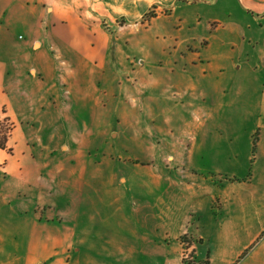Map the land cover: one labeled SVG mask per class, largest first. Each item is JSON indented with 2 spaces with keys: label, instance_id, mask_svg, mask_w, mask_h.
<instances>
[{
  "label": "rangeland",
  "instance_id": "374dc122",
  "mask_svg": "<svg viewBox=\"0 0 264 264\" xmlns=\"http://www.w3.org/2000/svg\"><path fill=\"white\" fill-rule=\"evenodd\" d=\"M39 1L0 0V141L6 149L0 147L1 183L9 161L32 163L38 169L33 176L40 178L44 164L79 152L74 172L80 181L65 170L64 183L81 199L75 209L80 238L74 253L80 264H124L119 250L126 236L134 237L136 250L145 237L169 243L166 231L147 234L152 216L171 211L177 222L178 215L192 212L193 220L206 211L201 198L209 196L223 200L214 199L209 211L218 212L219 224L231 227L230 216L247 223L228 251L230 261H263L264 217L253 210L264 196V179H258L264 176L263 68L258 55L254 60L246 49L240 53V37L227 38L235 3H157L135 22L96 15L109 36L104 53H77L56 41L47 42L50 53H21L30 41L23 35L14 39L27 33L28 16L22 11L35 9ZM82 1L71 0L78 18L84 16ZM45 2L51 14V0ZM178 5L186 8L175 10ZM182 18L193 25L184 28ZM177 165L184 177L198 180L188 194L185 179V187H165L161 181L160 168ZM251 174L255 180L244 185ZM233 189L249 199L255 196L251 217L233 216L230 207L239 198ZM40 193L35 186L8 192L7 202L0 196V264L36 260L37 251L27 255L16 227L18 218L37 206ZM184 243L181 259L198 264L197 249Z\"/></svg>",
  "mask_w": 264,
  "mask_h": 264
},
{
  "label": "crops",
  "instance_id": "0c3cea01",
  "mask_svg": "<svg viewBox=\"0 0 264 264\" xmlns=\"http://www.w3.org/2000/svg\"><path fill=\"white\" fill-rule=\"evenodd\" d=\"M45 1L40 0L35 9L30 7L22 11L23 16H28L27 33L19 34L18 36L14 35V39H18L20 35H23L30 41L25 44L21 53H50L48 41L65 43L67 47L69 46L71 50L77 53H104L107 48L103 42H107L109 36L102 27L103 20H97L95 18L96 15L99 17L108 16L111 20L124 16L129 22H135L154 4L160 3L163 7H173L176 2L179 4L182 1L190 0H95L96 3H94V0H83L81 2L82 8L79 9H83V18H78L75 13L71 12L73 11L72 7L75 6L71 0H51L49 2L52 7L51 14L47 11L48 7H46L47 2ZM228 1H233L236 6L231 20L228 22L232 26L229 31L231 37L227 38L236 39L240 37L243 41L240 53H244L246 49L247 53H251V59L254 60L256 59L255 56L258 55L260 58L258 64L263 66L264 0ZM185 8L186 6L180 8L178 5L175 10H183ZM236 8H239L240 11ZM175 10L174 12H176ZM244 13H248V18ZM237 15L241 16L238 17ZM179 20L184 28L193 25L188 18ZM225 31L228 32V30ZM218 40L221 44L223 43L221 38H218ZM245 43H248V48H245ZM217 50L218 53H224V50L219 46H217ZM261 65L258 67L263 68L261 73L264 81V66L262 67ZM2 150L6 149L3 148ZM73 154L75 153L73 152ZM73 156L70 157L69 155V157L62 158V155L60 157L62 160H58L54 164L52 162L44 164L39 169L40 178L33 176V170L38 169L32 163L12 160L3 164L4 170L7 172V178L4 179V182L1 183L0 181L2 185L0 196L3 198V202H7L8 198L6 196L8 192L13 193L20 189L27 190L29 187L33 188L35 186L40 188L41 192L36 197L37 206L34 210L29 209L26 212L27 215L23 214V216L18 218V227L16 229L19 234L23 235V244L25 247L27 246V255L29 253L31 258V251H37L36 260L34 259L32 263H26L25 260L22 264H80V259L76 258L74 253L80 238L79 213L75 209L79 208L78 204L81 199L79 195L72 192L73 189L72 187L70 188L69 183H64L67 181L64 177L65 170H67V177L79 180V175L75 173L79 168V152L77 157ZM164 167L160 168L162 170L161 181L165 183L163 186L166 187L167 185L172 188L174 186L185 187L186 185L182 183V179H185V183L188 184V187H186L188 194L195 186V183L198 184V180L184 177L182 172H179L178 165L176 167L167 166L166 169ZM88 171H86V175ZM255 176L249 175L248 178L243 180V184H251L255 180ZM259 178L264 179V176L260 175ZM236 181L239 185L242 182V180L238 181L237 179ZM231 192L233 193L234 189ZM234 193L238 194L239 191ZM238 195L239 198L234 199V203L230 207L232 212H235V214L232 213L233 216L235 217L240 213L243 217H251L249 211H251V202L255 196L249 199L250 196ZM180 197L186 198L187 195L183 193ZM10 199L12 200V198ZM170 199L174 200L178 199V197H170ZM214 199L217 200V203H219V199L221 200L220 203L223 201L222 198L218 199L216 196H213V198L209 196L204 201L201 198L206 211L197 212L196 218H193V220H191L192 212H190V215L188 213L178 215L179 220L177 222L175 221L176 216L171 211L167 216H155V213V217L152 216L153 226L146 229L147 234H155L163 230L168 233L169 238H172L170 239L171 241L167 244H162L157 238L145 237L141 239L142 247L136 250L134 237L132 236L133 240L131 241L126 236L122 241L121 250H119V256L123 257V263L127 264L130 262L132 264L134 262L138 264L135 255L139 252L140 264H160V260L164 261L162 264H186L187 262H184L180 257L182 243L186 241L188 247L197 249V254H199L197 256L198 264H233V260L230 261L228 257V251L234 247L233 241L236 239V235L247 230V223H236L234 218L230 216V219H232L230 222L232 223L231 227L225 228L219 224L221 222L219 221L218 212H209L214 204ZM160 200L158 198L156 201ZM255 209L258 210L259 217H264V196L259 199L257 206H254L253 210ZM8 216L12 217V214L9 213ZM163 221L166 224H163ZM135 234H137V231ZM175 234L177 235L175 236ZM183 236L187 237L184 239ZM13 241L15 245L20 244L17 233H15ZM192 243L194 244L192 245ZM144 254L145 259L143 258ZM257 260L253 264H264V260Z\"/></svg>",
  "mask_w": 264,
  "mask_h": 264
},
{
  "label": "trees",
  "instance_id": "16d2710c",
  "mask_svg": "<svg viewBox=\"0 0 264 264\" xmlns=\"http://www.w3.org/2000/svg\"><path fill=\"white\" fill-rule=\"evenodd\" d=\"M4 146H5L4 141H0V147H1V148H4Z\"/></svg>",
  "mask_w": 264,
  "mask_h": 264
}]
</instances>
